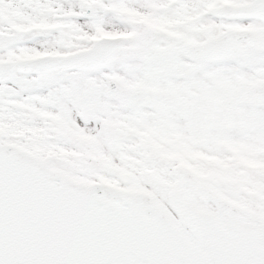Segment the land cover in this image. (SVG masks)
Wrapping results in <instances>:
<instances>
[{
    "label": "snow or ice",
    "instance_id": "1",
    "mask_svg": "<svg viewBox=\"0 0 264 264\" xmlns=\"http://www.w3.org/2000/svg\"><path fill=\"white\" fill-rule=\"evenodd\" d=\"M0 264H264V0H0Z\"/></svg>",
    "mask_w": 264,
    "mask_h": 264
}]
</instances>
